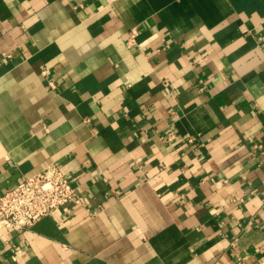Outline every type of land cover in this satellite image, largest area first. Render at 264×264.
Segmentation results:
<instances>
[{"label":"crops","instance_id":"0c3cea01","mask_svg":"<svg viewBox=\"0 0 264 264\" xmlns=\"http://www.w3.org/2000/svg\"><path fill=\"white\" fill-rule=\"evenodd\" d=\"M264 0H0V194L79 186L0 264H264Z\"/></svg>","mask_w":264,"mask_h":264},{"label":"built area","instance_id":"2783aa9c","mask_svg":"<svg viewBox=\"0 0 264 264\" xmlns=\"http://www.w3.org/2000/svg\"><path fill=\"white\" fill-rule=\"evenodd\" d=\"M261 39L264 40V33ZM71 203H85L79 186L52 163L0 194V220L10 231L21 232Z\"/></svg>","mask_w":264,"mask_h":264}]
</instances>
